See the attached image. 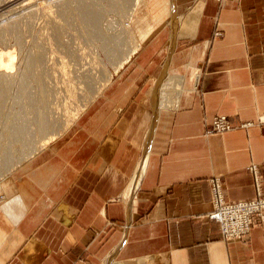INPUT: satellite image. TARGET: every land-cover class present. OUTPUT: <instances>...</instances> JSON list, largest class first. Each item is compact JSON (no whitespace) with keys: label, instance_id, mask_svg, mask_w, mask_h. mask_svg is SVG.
Wrapping results in <instances>:
<instances>
[{"label":"crops","instance_id":"obj_1","mask_svg":"<svg viewBox=\"0 0 264 264\" xmlns=\"http://www.w3.org/2000/svg\"><path fill=\"white\" fill-rule=\"evenodd\" d=\"M142 4L130 14L134 52L65 129L1 176L0 264H264V222L225 241L206 216L210 176L224 197L250 198L247 165L264 161V0H174L167 71L179 86L155 113L131 190L169 35L166 1ZM222 113L254 122L207 133Z\"/></svg>","mask_w":264,"mask_h":264},{"label":"rangeland","instance_id":"obj_2","mask_svg":"<svg viewBox=\"0 0 264 264\" xmlns=\"http://www.w3.org/2000/svg\"><path fill=\"white\" fill-rule=\"evenodd\" d=\"M128 1L129 3L125 7V11L116 12V8L113 9V7L111 6L113 5L112 1L109 2V0H97V2L100 3L101 8H107L104 9V11L101 13L99 27L102 30V35H106L108 38H110L109 40L105 36L108 39L107 41H109V43L113 41V38H118L119 36L122 38V32L132 31L129 27V20L131 17L130 14L136 4L140 5L139 8L145 5L142 4L143 2H145V0ZM165 1L167 3V10L170 14V18L168 19V34L170 35L171 30L176 24L174 25L172 20L173 8L171 7L173 6L171 0ZM7 2L6 0H0V31H3V33L6 35L3 36L4 34L1 32L3 34L1 35V37L3 36L2 38L5 37V39L3 41L0 40V52L9 51L11 53L13 58L12 73L16 75L15 80L17 79V83L14 80L15 83H13L12 85L14 89H10L8 95V97H10L5 98V102L3 103V105H5V109L3 108L0 115V178L14 165L18 164L25 157L33 154L41 146L48 143L51 140V137L54 138L56 136L55 133L58 135V132L62 131L63 128L68 125V122H71L75 118L79 111L93 97V95L97 93L101 89V86L106 83L108 77L110 76L109 72H111L112 69L116 70L124 61L128 59L127 57H129L130 54L133 53L139 45L135 37L133 38L132 43L128 44V39L126 40V38L128 37L124 36V38L122 39L123 42L119 41L118 49L122 46L120 43L125 44H123L121 49H119L120 51H118V49L114 50L117 55L111 56V53L108 50V46L102 44V41L99 40V38L97 39L90 37L91 39H89V37L87 38L88 35H85L86 32H83L84 30H81L83 28V25L79 22V19L76 20V17L73 16L74 14H72L73 9L78 4L77 0H12L13 3L11 2V0H9ZM155 2H158V0H155ZM25 4H28V7L27 5L25 7ZM45 4H47L46 6L49 7V14L46 15L43 13ZM108 6H110L109 8H112L114 11H112V9H108ZM66 7L68 8L69 12L71 11V16L67 15V17L66 13H61L62 9L64 8L67 11ZM46 8L47 7H45V10ZM67 14L69 13L67 12ZM11 24H14L15 28H17V35L16 32L15 34H13V36L12 34H10L11 29L9 30L8 28L9 25L11 26ZM3 25H5L6 27ZM55 25H58L60 28H57V26ZM80 25L82 26L80 27ZM3 28L4 30L5 28H7L10 33L8 31L7 33L6 31L2 30ZM169 35L166 41L167 43L163 48L164 55L160 66V75L162 74V72H165L164 77H162L163 82L160 81V85L156 84V86H159V88L156 90L157 93H163L164 90L165 92H167L165 94L166 96L164 95L160 99L161 102H165V105H168L171 102V97L176 92V90H178L179 86L178 77L167 71L168 64L167 66L165 65L166 69L165 71H163V64L168 56V50L166 46L169 41ZM17 36L19 37V39H17L18 41L14 39L15 37L18 38ZM105 46L107 48H105ZM33 56H37L40 60L36 64V73H41V75L44 77H42V89L44 90L46 97L44 101L45 105L43 107L44 116L48 121L53 122L55 127H53L52 129L50 128L44 134H40L37 131L38 124L36 123V120L34 118V113H32L31 110H22L21 114L20 112H18L19 117L22 118L23 121L26 120L24 124L27 126L28 130V134L25 135L28 137L27 143L24 147L21 148V150L19 149L17 152H15L14 156L8 157L6 159L5 155L3 158V150L7 148L8 145V141H6V135L8 133L3 123H6L5 119L8 116V113H11L10 108L12 107L9 106L14 105L13 109L15 111H17L16 109H18V104L15 105L14 101H16V103L18 101L17 94L19 90H17L15 86L17 88L19 87L17 86L18 82L20 81L18 80V76L24 72V69H26V67L21 68L22 66H26L24 63L27 64V61H25V59H30ZM3 61H7L6 56H4ZM20 63L23 64L21 65ZM21 69H23L22 72H20ZM19 78H21V76ZM33 85L32 87L30 86L31 89L29 90H31L33 96H38V86L36 85V87L35 84ZM68 87L69 92H67ZM152 87L149 89V92ZM71 94H75L76 96H73ZM69 97H71L73 100H71ZM69 103L71 105L70 107ZM65 106L68 108L69 112L73 113L70 114L68 110L65 111ZM8 107L10 111L7 110ZM152 110L154 109L152 108ZM65 112H67L66 115H64ZM68 113L71 115H69L70 119H68ZM73 114L74 116H72ZM64 117L67 118L66 122ZM47 137L48 139L50 138L49 141L47 140ZM39 142L42 143L39 144ZM146 159V154L143 151L141 160L136 165L135 176L130 185L132 187L131 190L135 189L139 182V178L142 174V169L146 163ZM142 162V168L139 169ZM1 199L2 197L0 196V200Z\"/></svg>","mask_w":264,"mask_h":264},{"label":"bare ground","instance_id":"obj_3","mask_svg":"<svg viewBox=\"0 0 264 264\" xmlns=\"http://www.w3.org/2000/svg\"><path fill=\"white\" fill-rule=\"evenodd\" d=\"M7 1H9V0H6V2ZM99 1V0H98ZM110 1H112L113 3V5H111L112 7H113V9H115L116 8V12H123V11H125L126 9H125V7L127 6V4L129 3V1L128 0H109V2ZM11 2H12V0H11ZM24 2V1H23ZM77 2H78V4H77V6L73 9V13L72 14H74L73 16H75L76 17V20H78L79 19V22L83 25V28L81 29L83 32H86L85 33V35L87 36V38L89 37V39H91L90 37H92V38H99V40H101L102 41V44H104V45H106V46H108V50H109V52L111 53V56H114V55H117L116 54V52H114V50L115 49H118V47H119V41L120 42H123L122 41V39L124 38V36H127L128 38H126V40H127V43L128 44H130V43H132V41H133V38H134V34L132 33V31H130V32H122V34L123 35H121L122 36V38L119 36L118 38H113V41H111L110 43H109V41H107L108 39L110 40V38H108L106 35H102L103 33L101 32L102 30H101V28L99 27V25H100V18H101V13L104 11V9H107V8H101L100 7V3L99 2H97V0H77ZM8 3V2H7ZM13 3V2H12ZM21 3V2H20ZM26 3V2H25ZM171 3H172V6L173 7H171V8H173V18H172V20H173V24L175 25L176 24V21H177V18H178V15L175 13V10H174V8H175V5H174V0H171ZM170 3V4H171ZM109 4H111V3H109ZM23 5H24V3H23ZM22 5V6H23ZM26 5H27V7H28V4H25V7H26ZM47 4H45V7H47L46 8V10H45V7H44V14L46 15V14H49V11H48V6H46ZM21 6V7H22ZM24 7V8H25ZM65 7V6H64ZM110 6H108V9H110L109 8ZM67 8V7H66ZM65 9V8H64ZM64 9H62V12L61 13H66V16L67 15H69V16H71L72 14H70L71 13V11L69 12L68 11V8H67V11H66V9L64 10ZM112 9V8H111ZM110 9V10H111ZM112 9V11H114ZM37 11V10H36ZM66 11V12H65ZM171 11H172V9H171ZM35 12V11H34ZM67 12L69 13V14H67ZM115 12V13H116ZM31 13V12H30ZM123 14V13H122ZM65 16V17H66ZM72 16V17H73ZM33 17V16H32ZM68 17V16H67ZM71 17V18H72ZM51 18H53V17H51ZM55 18V17H54ZM74 22V21H73ZM78 22V21H77ZM78 22V23H79ZM178 22V21H177ZM15 23V22H14ZM54 23H55V21H54ZM5 24V23H4ZM60 24V23H59ZM82 25H80V27L82 26ZM3 26H5V25H3ZM8 26V25H7ZM18 26V25H17ZM54 26V25H53ZM55 26H57V28H60L58 25H55ZM6 27V26H5ZM8 28V27H7ZM7 28H5V30H4V28L2 29V30H4V31H8L9 33H10V29H11V33L10 34H12V36H13V34H15V32H16V35H17V28H15V26H14V24H11V26L9 25V30L7 29ZM176 28H175V26H174V28L171 30V32H170V35H169V41H168V44H167V46H166V48H167V50H168V56H167V58L165 59V61H164V64H163V67H164V69H163V71H165V65L167 66V64H169V61H170V52H171V50H172V48H173V46H174V44H175V42H174V40H175V34H176V30H175ZM124 31V30H123ZM3 33V31H0V40L1 41H3L4 39H5V37L4 38H2L3 36H6L4 33V35L2 34ZM7 32V33H8ZM14 32V33H13ZM20 32V31H19ZM21 34V33H20ZM1 35H3L2 37H1ZM16 35H14V36H16ZM108 38H106V37ZM18 37V36H17ZM19 37H20V35H19ZM19 37L18 38H14V39H19ZM96 39V40H97ZM112 40V39H111ZM125 40V41H126ZM18 41V40H17ZM16 41V42H17ZM100 41V42H101ZM122 46H123V44H125V43H120ZM103 45V46H104ZM110 45V46H109ZM112 45V46H111ZM120 45V46H121ZM105 46V48H107ZM121 46V47H122ZM121 47L119 48V49H121ZM118 49V51H120ZM107 50V49H106ZM107 50V51H108ZM25 54V53H24ZM4 56H6V59H7V61L5 62V61H3L4 60ZM25 57V56H24ZM30 58V57H29ZM12 55H11V53L9 52V51H5V52H0V115H1V112H2V110H3V108H4V106L5 105H3V103L5 102V98H7L8 97V95H9V92H10V89H12L13 88V83H17V79L15 80V78H16V75L15 74H13L12 73V67H13V62H12ZM25 61H27V64L26 63H24L26 66H22L21 68H24V67H26V69H24V72L21 74V75H19L18 76V80H20L19 82H18V84H17V86H19L18 88L15 86V88L17 89V90H19V92H18V94H17V97H18V101H17V103H16V101H14L15 103V105H17V108L19 109H16L17 111H15L13 108H14V105L12 106H9V107H12V108H10L11 109V111H10V109H9V107H8V109L7 110H9L11 113L9 114L8 113V116L6 117V119H5V121H6V123L4 122L3 124H4V126L6 127V131H7V135H6V141H8V145H7V148H5L4 150H3V158H4V155H5V157H6V159L8 158V157H12V156H14L15 155V152H17L19 149L21 150V148L22 147H24L25 146V144L27 143V136H25L26 134H28L27 133V126L24 124V122L26 121L25 119V121H23V119L22 118H20L19 117V113L18 112H20V114H21V111L22 110H31L32 111V113H34V118H35V120H36V123L38 124V132L40 133V134H44V133H46V131H48L50 128L52 129L53 127H55V125H54V123L53 122H50V121H48L46 118H45V116H44V110H43V107H44V101H45V99H46V97H45V92H44V90L42 89V80H43V76L41 75V73H36V64L38 63V61H40L39 60V58L36 56H33V57H31L30 59H25ZM22 63V64H23ZM21 64V63H20ZM19 64V65H20ZM21 64V65H22ZM20 67V66H19ZM10 69H11V71H10ZM20 69V68H19ZM22 70L23 69H21V71L20 72H22ZM165 73V72H164ZM164 73L162 72V74L159 76V77H157V79H156V81H155V84H153L152 86V89L150 90V92H149V94H151L150 96H151V99L150 100H152V105H151V107L154 109L153 110V120H152V123H151V126L148 128V130H147V133L145 134V136H144V140L142 141V150L145 152V154L147 153V150H148V146H149V143H148V141H149V137H150V134H151V128H152V125H153V121L156 119L155 118V113H156V111L161 107H164L165 106V102L163 101V102H161V98H162V96H164L167 92H165V90H164V92L162 93H157L156 92V90L159 88V86L158 85H160V81L161 82H163L162 81V77H164ZM197 75H198V73L196 72L195 74H194V76L195 77H197ZM21 76V78H19ZM43 77V78H42ZM14 80H15V82H14ZM159 82V83H158ZM73 83V82H72ZM33 84H35V86L37 85L38 87H40V88H38L37 86V89L39 90V94H38V96H33V94L31 93V90H29V89H31L30 88V86L32 87V85ZM156 84H158L157 86H156ZM162 84V83H161ZM16 85V84H15ZM34 86V85H33ZM70 88H72V87H70ZM14 89V88H13ZM74 89V88H73ZM71 90V89H70ZM14 92H15V90H14ZM67 92H69V87H68V91ZM38 93V92H37ZM74 93V92H73ZM70 94V93H69ZM68 94V95H69ZM71 95H73V94H71ZM86 95V94H85ZM73 96H76L75 94L73 95ZM90 96V95H89ZM149 96V97H150ZM166 96V95H165ZM10 97V96H9ZM8 97V98H9ZM71 100H73L71 97H69ZM74 98V97H73ZM76 98V97H75ZM17 99V98H16ZM6 100H8V99H6ZM68 102V101H67ZM71 103V102H70ZM70 103H69V107L71 106L70 105ZM63 104H65V103H63ZM68 104V103H67ZM72 104V103H71ZM7 108V107H6ZM67 107L65 106V111L66 110H68V108L66 109ZM5 109V108H4ZM75 109V108H74ZM8 111V112H9ZM24 111V112H25ZM78 111V110H77ZM68 112H69V110H68ZM66 113L67 112H65L64 113V115H66ZM70 114L71 113H73V112H69ZM67 114L68 115V119H70L69 118V115L70 114ZM76 113V112H75ZM58 114V113H57ZM71 116V115H70ZM72 116H74V114L72 115ZM62 117V116H61ZM64 119H65V122H66V117H64ZM63 119V120H64ZM71 119H72V117H71ZM62 122V121H61ZM64 122V123H65ZM59 123V122H58ZM70 122H68V124H69ZM67 124V123H66ZM65 124V125H66ZM67 126V125H66ZM65 126V127H66ZM64 127V126H63ZM64 127V128H65ZM63 128V129H64ZM61 130V129H60ZM59 131V130H58ZM60 132V131H59ZM59 132H58V134H59ZM53 133V132H52ZM49 135V134H48ZM54 135V134H53ZM55 135H57L56 133H55ZM50 136V135H49ZM48 136V137H49ZM48 137H47V140L49 141L50 140V138L48 139ZM51 137V136H50ZM51 139H52V137H51ZM46 140V139H45ZM47 141V142H48ZM40 143H42V142H39V144ZM44 143V142H43ZM29 144V143H28ZM41 146V145H40ZM27 148V147H26ZM142 164H143V162L140 164V167H139V169L140 168H142Z\"/></svg>","mask_w":264,"mask_h":264},{"label":"built area","instance_id":"obj_4","mask_svg":"<svg viewBox=\"0 0 264 264\" xmlns=\"http://www.w3.org/2000/svg\"><path fill=\"white\" fill-rule=\"evenodd\" d=\"M253 122L247 120L232 124L225 114H215L206 132L221 133L237 126H251ZM256 122L264 124V114H260ZM247 169L254 184V195L250 198L230 200L224 197L222 184L217 176H210L208 179L211 208L206 212V216L217 223L220 236L225 241L241 239L248 235L252 224L264 222V161H252L247 165Z\"/></svg>","mask_w":264,"mask_h":264}]
</instances>
